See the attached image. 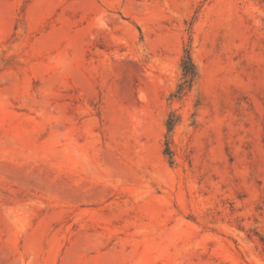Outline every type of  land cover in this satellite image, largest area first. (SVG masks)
Returning a JSON list of instances; mask_svg holds the SVG:
<instances>
[{
	"label": "rangeland",
	"instance_id": "1",
	"mask_svg": "<svg viewBox=\"0 0 264 264\" xmlns=\"http://www.w3.org/2000/svg\"><path fill=\"white\" fill-rule=\"evenodd\" d=\"M0 264H264V0H0Z\"/></svg>",
	"mask_w": 264,
	"mask_h": 264
},
{
	"label": "trees",
	"instance_id": "2",
	"mask_svg": "<svg viewBox=\"0 0 264 264\" xmlns=\"http://www.w3.org/2000/svg\"><path fill=\"white\" fill-rule=\"evenodd\" d=\"M183 69H184V81L180 84L179 93H182L186 87V83L189 81L192 82L195 74H196V66L191 58V56H187V58L183 61ZM191 85V83L189 84Z\"/></svg>",
	"mask_w": 264,
	"mask_h": 264
}]
</instances>
